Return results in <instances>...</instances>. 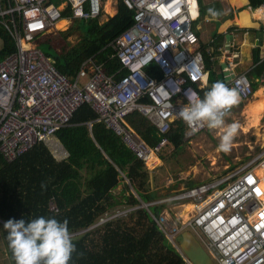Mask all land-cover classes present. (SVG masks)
<instances>
[{
	"label": "built area",
	"instance_id": "2783aa9c",
	"mask_svg": "<svg viewBox=\"0 0 264 264\" xmlns=\"http://www.w3.org/2000/svg\"><path fill=\"white\" fill-rule=\"evenodd\" d=\"M106 1L0 0V25L15 43V50L0 58V154L6 161L40 143L58 160L65 158L68 151L56 133L72 126L75 113L85 105L99 115L87 124L91 130L95 122H103L148 167L161 163L172 123L183 122L190 131L177 115L187 103L184 93L191 89L202 97L211 85L193 30L198 0H112L116 8L122 2L134 12V23L104 46V51L112 50L107 59L101 60L100 53L89 57L74 76L59 70L37 45L65 12L74 19L99 18ZM258 9L264 23V0ZM232 43L223 45L226 84L246 102L254 92L252 79L247 72H236L239 62L229 49ZM113 58L120 65L111 70L108 62ZM135 112L157 126L162 139L156 145L144 141L128 123ZM207 130L205 126L194 134ZM258 167L264 170V144L257 156L232 173L182 189L167 200L193 204L188 221L171 226L165 216L152 218L172 242L191 231L216 264H264V178Z\"/></svg>",
	"mask_w": 264,
	"mask_h": 264
},
{
	"label": "trees",
	"instance_id": "16d2710c",
	"mask_svg": "<svg viewBox=\"0 0 264 264\" xmlns=\"http://www.w3.org/2000/svg\"><path fill=\"white\" fill-rule=\"evenodd\" d=\"M261 1L249 0L258 4ZM199 4L201 16L203 1L199 0ZM244 6H238L236 12H242ZM69 16L70 12H65L64 17ZM230 16L233 17L232 13ZM91 20L92 27L82 33L76 45L65 52L57 51V55L46 53L59 70L69 76L76 75L82 62L97 53H100L101 60L107 59L112 50L104 51V46L134 23V12L119 2L113 17L103 23L98 18ZM70 32L62 33L67 37ZM0 34L6 39L0 50L2 58L15 50V43L2 25ZM198 36L210 70L211 85L218 80L226 83L224 67H219L217 60L210 59L211 56L206 53L208 45L201 40L199 33ZM42 41L55 48L50 39L39 42ZM255 53L257 65L249 71L254 78V91L264 73L260 49H256ZM119 65V60L115 58L108 62L111 70ZM211 85L204 89L203 94ZM98 118L92 107L85 105L75 113L72 126L56 133V138L68 151V155L61 160L51 153L45 143H40L12 162L6 161L0 154V227L13 264L15 260L8 246L4 223L9 219L31 221L40 216L60 221L67 219L71 234L88 229L72 236L76 251L69 264H190L177 247L179 243L175 241V246L152 218H159L165 207L151 205L158 197L157 193L150 191V173L143 161L103 122H95L91 130L87 124ZM127 120L150 145L154 146L162 139L157 127L139 112L133 113ZM186 132L183 122L172 123L168 144L173 145V149L180 148L185 144ZM126 179L134 193L130 191ZM121 184H124L122 196L115 193ZM142 202L149 207L102 223L119 211H127V207L141 206ZM54 206L57 209H52Z\"/></svg>",
	"mask_w": 264,
	"mask_h": 264
},
{
	"label": "rangeland",
	"instance_id": "374dc122",
	"mask_svg": "<svg viewBox=\"0 0 264 264\" xmlns=\"http://www.w3.org/2000/svg\"><path fill=\"white\" fill-rule=\"evenodd\" d=\"M202 1V15L193 23V30L197 32V34H200L201 40L207 45L211 44L215 37L224 38L228 43L236 41L237 35L231 33L235 29H232L231 27H238L239 20L240 25H246V10L248 11L249 16L252 14L249 11V7L246 6V0ZM109 4L111 5V9H109L111 13H107V7ZM242 4H245V11L237 14L236 9ZM112 8H114V10ZM209 8L217 10L221 15L217 17L211 16L207 11ZM116 10H118V8L115 7L112 0H107L103 9V15L98 18L99 22L103 23L110 17H113L117 12ZM231 13L234 16L233 18H230ZM207 20H209V22H207ZM92 23L93 21L91 19H74L70 17L64 28L58 29L55 27L48 31L42 38V40L50 39L52 45L57 50L50 47V43L46 41L37 42V44L44 52L51 55H57V51L65 52L80 41L82 33L90 29ZM250 23L255 24L257 22L251 18ZM67 30H71V32L66 37L62 32H67ZM226 30V34H221L225 33ZM217 34H220L221 36ZM248 47L249 46H243L241 49L242 52H236L235 54V61H241V64L236 69L237 72L245 70L246 67L249 66V64L246 63V59L248 58L246 51L248 50ZM262 52L264 54V46ZM263 85L264 82L260 81L257 90L253 92L250 99L246 102L239 103L233 110L232 114L228 117L225 126L233 122H238L240 125L239 132L233 140L232 149L229 153L225 154L218 150L219 137L223 129H217L214 133L217 138L213 139L204 136L212 133V130L210 131L208 129L200 134L191 133L189 135L191 141H188L187 144L185 143L178 149H172L167 152L169 146L166 147L162 154L161 163L155 169L149 170L150 179L148 183L150 191L157 193V201H160L161 205L165 207L162 214L167 218L170 225L178 226L184 221H188L193 217L192 212H194L195 209L194 205L191 203L184 205L178 202H165L173 197L171 195L185 188H192L205 183L215 182L218 178L232 173L238 166L247 163L262 151V146L264 144V114L261 115L257 127L255 126V123L252 122V118L249 117L250 113L248 108L252 103L262 101V97H256V92L262 88ZM262 95L264 96V94ZM197 138L199 140H196ZM125 182L130 186V191L134 193L129 180L126 179ZM123 189L124 184H121L119 188L115 190V193L118 195L121 194L122 196ZM147 206L141 205L136 208L127 207L126 209H128V212H119L121 215H126L139 208H148ZM0 264H13L3 239L1 227Z\"/></svg>",
	"mask_w": 264,
	"mask_h": 264
},
{
	"label": "clouds",
	"instance_id": "9594fccd",
	"mask_svg": "<svg viewBox=\"0 0 264 264\" xmlns=\"http://www.w3.org/2000/svg\"><path fill=\"white\" fill-rule=\"evenodd\" d=\"M207 11L213 17L221 15L220 12L213 8H209ZM69 17H63V19L68 21ZM199 17L200 10L196 20L199 19ZM184 95L187 103L180 108L177 115L190 129L188 134L199 131V129L205 126L210 131L214 129H223L219 137L218 150L225 154L229 153L232 149L233 140L239 132L240 125L238 122H233L225 126V119L232 107L238 105L240 102L237 89L230 88L224 81L218 80L204 92L203 97L191 89H187ZM169 107H171V105H169ZM48 149L50 150L49 147ZM144 165L148 171L158 166L148 167L145 163ZM122 176L125 177L124 174H122ZM179 192L171 196L174 197ZM178 203L185 205L189 202L179 201ZM158 204H161L160 201H156L151 205ZM141 205L147 206L148 204L142 202ZM147 207H149V205ZM118 216H122L120 212L103 220L102 223ZM160 216L164 215L161 214ZM4 229L7 230L8 246L14 257L15 264H69L73 252L76 251L72 236L84 233L88 230H80L77 231V233L71 234L67 219L60 221L56 218H45L44 216L37 217L31 221H25L24 219H9L4 223Z\"/></svg>",
	"mask_w": 264,
	"mask_h": 264
},
{
	"label": "crops",
	"instance_id": "0c3cea01",
	"mask_svg": "<svg viewBox=\"0 0 264 264\" xmlns=\"http://www.w3.org/2000/svg\"><path fill=\"white\" fill-rule=\"evenodd\" d=\"M260 3L259 4L257 2L250 3L249 0L248 1L246 0V6L249 7V11L252 13L251 16H249L248 11L246 10V25H244V26L240 25V20H239V22H238L239 26L238 27H231L232 29H235L231 33H235V35H237L236 41H233V43L231 45V48H229V49H231V51H233L234 58H235L236 52H238V53L242 52L241 49H242L243 46H249L248 50L246 51L247 52V56H248V58L246 59V63L249 64V66L246 67L245 70H240L239 72H237V71L236 72L237 73L247 72L249 77H251L250 74H249L250 73L249 71H251L252 68H254L257 65V63L255 61V59L257 57L256 53H255L256 49H260V56H261L260 58H261V60L264 59V54L262 52V48L264 46V40H263L264 39V23L262 21H260L259 18H255L254 17V13H255L256 9H258V5H260ZM199 10H200V4H199ZM243 11H245V9ZM236 13L240 14L241 12H236ZM251 18L257 23H255V24L250 23ZM207 22H209V20H207ZM226 33H227V30L225 31V33H222V34H226ZM260 34H262L261 37H260ZM215 38H217V37H215ZM221 39H223V40H221ZM5 42H6L5 37L0 34V50H2L3 45H4ZM227 43H228L227 40H225L224 38L218 37L215 40L214 44H209L207 46V48H206V53L209 56H211L210 59L211 60H217V63L219 64L218 66L220 67V65H222L224 67L225 72L227 71L226 61H225V58H226L227 55H226V52L224 51V46L223 45H225ZM209 47H211V49H208ZM238 62H239V64H238V66H239L241 64V61H238ZM205 63H206V59H205ZM206 67H207V63H206ZM251 78H252V80L254 79L253 77H251ZM226 79L228 80V76L227 75H226ZM263 86H262V88H263ZM239 103H241V102H239ZM227 119L228 118L225 119V123H226ZM148 120L151 121L150 119H148ZM216 130L217 129H214V130H212V133H210L209 135L208 134L204 135V136H208L211 139L217 138V136L214 135ZM189 132L190 131L187 130L186 135H185V140L186 141H184V143H186V144H187L188 141H191V139L189 138L190 134H188ZM192 134H194V133H192ZM199 137H201V136H199ZM196 140H199V139L197 138ZM168 146H169V148H168L167 152H169V151H171L173 149V145L168 144ZM157 197H158V195H157Z\"/></svg>",
	"mask_w": 264,
	"mask_h": 264
},
{
	"label": "water",
	"instance_id": "95a60500",
	"mask_svg": "<svg viewBox=\"0 0 264 264\" xmlns=\"http://www.w3.org/2000/svg\"><path fill=\"white\" fill-rule=\"evenodd\" d=\"M261 81L264 82V74L262 75ZM175 241L179 243L178 246L174 243ZM174 242L173 244L186 256L190 264H216L192 232L184 231L175 238Z\"/></svg>",
	"mask_w": 264,
	"mask_h": 264
},
{
	"label": "bare ground",
	"instance_id": "6f19581e",
	"mask_svg": "<svg viewBox=\"0 0 264 264\" xmlns=\"http://www.w3.org/2000/svg\"><path fill=\"white\" fill-rule=\"evenodd\" d=\"M111 3V2H110ZM108 11L107 13H111V11L109 9H111V5H108ZM114 10V8H112ZM106 11V10H105ZM115 14V13H114ZM255 18H260L261 16V12L259 11V9H256L255 13H254ZM68 23V21L66 19H61L58 24L56 25V28H64L66 26V24ZM264 94V86L263 88H260L257 92H256V97H262V101H257L252 103L249 108L248 111L250 113V118H252V122L255 123V126L258 127V124L260 122V117L262 114H264V96L262 95ZM262 95V96H261ZM246 111V110H245ZM247 115V114H246ZM253 123V124H254ZM252 125V124H251ZM256 172L262 176L264 178V170H262L260 167L256 168Z\"/></svg>",
	"mask_w": 264,
	"mask_h": 264
}]
</instances>
